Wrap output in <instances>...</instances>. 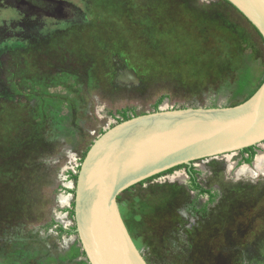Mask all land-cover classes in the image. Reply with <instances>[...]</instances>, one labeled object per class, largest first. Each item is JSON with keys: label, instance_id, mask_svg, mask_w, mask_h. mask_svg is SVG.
Returning <instances> with one entry per match:
<instances>
[{"label": "rangeland", "instance_id": "1", "mask_svg": "<svg viewBox=\"0 0 264 264\" xmlns=\"http://www.w3.org/2000/svg\"><path fill=\"white\" fill-rule=\"evenodd\" d=\"M263 79L264 42L225 0H0V264H90L74 176L123 111L233 106ZM253 162L195 160L213 201L185 167L122 192L148 263L264 264Z\"/></svg>", "mask_w": 264, "mask_h": 264}, {"label": "water", "instance_id": "2", "mask_svg": "<svg viewBox=\"0 0 264 264\" xmlns=\"http://www.w3.org/2000/svg\"><path fill=\"white\" fill-rule=\"evenodd\" d=\"M264 38V0H227ZM264 141V81L233 106L159 109L132 116L90 146L75 183L76 233L90 264H149L118 196L177 165L234 153Z\"/></svg>", "mask_w": 264, "mask_h": 264}, {"label": "trees", "instance_id": "3", "mask_svg": "<svg viewBox=\"0 0 264 264\" xmlns=\"http://www.w3.org/2000/svg\"><path fill=\"white\" fill-rule=\"evenodd\" d=\"M227 3H229L232 7H234V5H232L229 1H227V0H225ZM235 9H237L236 7H234ZM238 10V9H237ZM239 11V10H238ZM240 12V11H239ZM241 13V12H240ZM242 14V13H241ZM243 15V14H242ZM244 16V15H243ZM250 22V21H249ZM251 23V22H250ZM252 24V23H251ZM253 25V24H252ZM254 26V25H253ZM254 28L256 29V27L254 26ZM256 31L258 32V34L260 35V37L262 38V40H263V42H264V38L262 37V35H261V33L256 29ZM263 81H264V79L262 80V82L260 83V85L263 83ZM260 85L256 88V90L260 87ZM255 90V91H256ZM255 91L252 93V94H250L246 99H244L242 102H244L245 100H247L249 97H251L254 93H255ZM242 102H240V103H242ZM240 103H236V104H234V105H237V104H240ZM159 104H160V102L159 103H157L156 105H155V110L157 111V110H159ZM123 118L121 119V120H119V122H121V121H124V120H127V119H130L132 116H130V115H128L127 114V112L126 111H123ZM90 148V147H89ZM255 145H252V146H249V147H246V148H244V149H242L241 151H243V152H250V154H249V157H246L244 160H245V162H247V163H250V162H252V160H253V158H254V156H255V154H256V151H255ZM89 150V149H88ZM88 150H87V152H88ZM87 152H86V154H87ZM86 154H85V156H86ZM85 156H84V158H85ZM83 158V159H84ZM187 165L186 164H181V165H177V166H175V167H172V168H170V169H167L166 171H164V172H172V171H174L175 169H178V168H181V167H186ZM164 172H161V173H158V174H156V175H154V176H151V177H149V178H153V177H156V176H158V175H160V174H162V173H164ZM198 173V171L196 170V169H194V167H192V169H191V171H190V174H191V176H192V181H191V184H190V188L191 189H195V190H198L200 193H207V192H209L205 187H203L198 181H197V178H196V174ZM77 177H78V174L77 175H75L74 176V178L76 179V181H77ZM149 178H147V179H149ZM147 179H145V180H147ZM145 180H143V181H145ZM143 181H141V182H143ZM134 186V185H133ZM133 186H131V187H133ZM131 187H129L128 189H130ZM128 189H126V190H128ZM124 192V191H123ZM120 196H121V194L118 196V200L120 199ZM75 203H73V205H74ZM72 213H73V215H75V212H74V208L72 209V211H71ZM61 230H66V229H64L63 227H61ZM72 232H76V227H74V229L73 230H71ZM84 254H85V252H84ZM86 255V254H85Z\"/></svg>", "mask_w": 264, "mask_h": 264}, {"label": "flooded vegetation", "instance_id": "4", "mask_svg": "<svg viewBox=\"0 0 264 264\" xmlns=\"http://www.w3.org/2000/svg\"><path fill=\"white\" fill-rule=\"evenodd\" d=\"M255 151H256V154H257V149H256V145H255ZM242 150V149H241ZM241 150H239V152H241L242 153V157H243V160L246 158V157H249V154H250V152H243V151H241ZM256 154H255V156H254V158H253V160L255 159V157H256ZM253 160H252V162H253ZM192 167H194V161L192 162V164L189 166V165H187L185 168L187 169V172H188V174H189V176H190V179H189V187H190V184H191V181H192V176H191V174H190V171H191V169H192ZM194 169H196V167H194ZM197 170V169H196ZM198 171V170H197ZM199 172V171H198ZM196 178H197V181H198V177H197V174H196ZM199 182V181H198ZM200 183V182H199ZM201 184V183H200ZM202 185V184H201ZM203 186V185H202ZM204 187V186H203ZM206 188V187H205ZM209 192H207V193H201V194H207L208 196H209V200L210 201H213L214 200V198L216 197V194L212 191V189H209V188H206ZM192 190H195V189H192ZM196 191H198V190H196ZM199 192V191H198ZM200 193V192H199Z\"/></svg>", "mask_w": 264, "mask_h": 264}, {"label": "bare ground", "instance_id": "5", "mask_svg": "<svg viewBox=\"0 0 264 264\" xmlns=\"http://www.w3.org/2000/svg\"><path fill=\"white\" fill-rule=\"evenodd\" d=\"M253 165L256 168H261L264 166V154L263 153H258L257 157L255 158Z\"/></svg>", "mask_w": 264, "mask_h": 264}]
</instances>
